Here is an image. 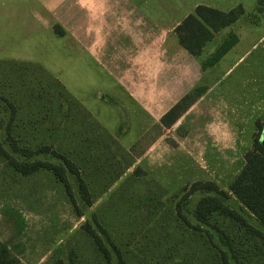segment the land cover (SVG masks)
Here are the masks:
<instances>
[{"label":"rangeland","instance_id":"1","mask_svg":"<svg viewBox=\"0 0 264 264\" xmlns=\"http://www.w3.org/2000/svg\"><path fill=\"white\" fill-rule=\"evenodd\" d=\"M30 1L0 0V45L13 44L0 49L2 60H28L30 40L41 37V32L29 29ZM51 1V10L63 17L62 4L57 6L61 0H48ZM252 4L253 1H246L244 18L238 24L239 43L218 66L216 75L222 76L225 68L235 63L226 81L243 74L242 81H252L244 91L250 94L257 88L264 99V39L259 41L264 35V12L259 14ZM33 24L34 28L40 25L35 20ZM77 26L71 24L67 30L55 24V35L67 34L76 39ZM219 37L214 43L219 42ZM48 59L65 69L64 74L60 68L54 73L64 81L66 89H47V96H54L56 103H38V111L25 102L39 93L35 87H22V83H30V74L23 77L20 72L7 71L0 75V118L4 121L1 139L11 156L21 162H61L52 154L36 151L29 156L11 150L6 125L16 115L23 128L15 129L14 138L30 140L26 144L34 150L44 143L53 145L76 161L90 187L93 203L82 202L78 180L68 174L79 214L64 184L52 171L24 175L0 154V238L21 258L22 264H106L85 232L88 223L110 250L112 264H118L119 254L126 264H225L224 252L231 264H240L233 257L231 245L238 250L242 264H264V244L256 234L251 235L245 227L239 228L238 223L219 213L208 223L195 218L194 210L205 193L197 192L183 203L186 220L177 214L176 207L184 196V188L197 181H215L230 192L233 178L243 167L244 151L252 146L251 128L255 121L247 122L244 142L239 145L235 136L209 135V130L199 126L194 130L186 124L168 128L159 120L146 119L143 105H124L99 92L98 88L111 80L105 81L103 74L102 77L95 73L92 62L79 69L67 58ZM95 97L96 107L91 104ZM73 101L80 104L83 112ZM105 101L108 105L101 103ZM256 114L261 117L264 112ZM74 117L77 122L71 120ZM29 119L37 122L31 126ZM74 131L73 136L69 135ZM227 204L264 232V227L235 196L231 195ZM219 231L224 232L225 239Z\"/></svg>","mask_w":264,"mask_h":264},{"label":"crops","instance_id":"2","mask_svg":"<svg viewBox=\"0 0 264 264\" xmlns=\"http://www.w3.org/2000/svg\"><path fill=\"white\" fill-rule=\"evenodd\" d=\"M246 1L61 0L57 3V6L62 4L63 11L60 14L64 16L61 17L51 10L53 1L31 0L29 29L36 30L37 34L41 32V37L30 40L28 60L18 62L0 59V75H5L7 71L20 72L23 77L30 74V83H22V87H35L39 93L31 95L25 102L38 111V103H56L54 96L42 94L44 89H66L64 81L54 73L60 68L64 74L65 69L61 64L51 63L48 58H53L54 61L66 58L73 60L79 69L86 66L87 62H92L95 73H100L102 77L104 75L105 81L106 78L111 80L110 84H102L98 88L99 92L114 97L124 105L132 102L143 105L146 119L159 120L162 126L168 128L186 124L191 130L196 126L209 130V135L235 136V142L239 145L244 142L242 136L247 122L264 119V115L256 116L258 111L264 112L261 91L257 88L250 91V94L244 91L252 81H242L243 74L226 81L227 74L235 67V63L226 67L222 76L216 75L218 66L235 46L214 65H204V61L231 32L241 35L238 24L244 16L237 23L220 31L200 56L191 54L181 45L175 29L198 5L229 10L239 4L244 7ZM250 1H253L254 9L258 0ZM34 20L40 23L38 28L33 27ZM75 23L79 25L76 39H70L67 34L55 35V24H61L70 30L69 25ZM218 36L219 42L216 44L214 42ZM263 39L264 35L259 41ZM9 45L13 44L0 45V49ZM1 54L3 52L0 50V56ZM3 81L4 79L1 80L2 83ZM255 86L259 85L255 83ZM187 96L189 98L182 113L173 123L166 125L163 122L164 116ZM94 101L91 104L96 107V97ZM105 102L101 103L107 104ZM76 104L79 111L83 112L80 104ZM57 108L60 109L59 106ZM89 114L86 113L90 116ZM100 116L102 119L108 118ZM71 120L76 121L77 118ZM93 122L95 125L96 122ZM253 127L251 129L254 134L256 124ZM74 133L75 131L69 135L73 136ZM250 148L251 146L244 153ZM22 263L20 260V264Z\"/></svg>","mask_w":264,"mask_h":264},{"label":"trees","instance_id":"3","mask_svg":"<svg viewBox=\"0 0 264 264\" xmlns=\"http://www.w3.org/2000/svg\"><path fill=\"white\" fill-rule=\"evenodd\" d=\"M257 11L259 13L264 12V0L257 1ZM245 15V9L243 5L239 4L236 7L229 10H220L207 5H198L194 11L188 14L183 21L176 27L175 32L179 37L181 45L186 48L191 54L200 56L206 45L211 42L214 37L223 29L232 26L237 23ZM239 41V36L231 32L217 47V49L204 61V65H214L225 56ZM59 88L60 87H55ZM58 89V90H59ZM45 91V92H44ZM51 91V89H50ZM47 89L43 90L46 94ZM189 96L183 99L180 103L175 105L163 118V122L168 125L175 121V118L179 116ZM12 105V104H11ZM13 106V105H12ZM62 108L63 103L58 105ZM14 111L17 109L13 107ZM13 111V112H14ZM49 121V120H48ZM52 123L56 122L51 120ZM50 121V122H51ZM3 120L0 118V154L3 155L8 163L18 172L24 175H31L41 170L52 171V173L64 184L66 191L71 198L73 204L77 207L79 213V207L76 203V198L71 189V182L69 175L76 176L78 180V191L80 198L85 205H91L93 203V196L90 191V187L85 179L82 177L79 165L76 161L69 159V156L64 155L54 148L53 145L42 144L39 149L34 150L30 148L26 142L30 140L15 139V129H22L16 120V115L9 119L6 125V139L10 143L11 150L15 152H23L31 156L36 151L38 153L52 154L54 157H60L61 162L59 164H53L46 161H25L21 162L11 156L10 152L4 147V142L1 139V133L3 129ZM24 122V121H23ZM33 119H29L27 123H36ZM36 128V127H34ZM24 141V145L20 146V143ZM27 156V155H26ZM245 164L237 176L230 184L228 192L221 188L215 181H197L184 188V196L177 204V214L186 220L183 213V203L188 200L190 196L197 192L205 193L198 201L194 210L195 218L201 223H208L210 218L215 213L224 215L231 220L238 223L239 228L245 227L249 230L250 234H256L260 238V242L264 244V232L254 226H252L238 211L231 208L227 204V200L231 195L235 196L237 200L242 204L243 208L250 212L254 219L264 227V119L257 120L256 129L253 134V142L251 148L244 155ZM81 214V213H79ZM85 232L91 236L98 250L103 254L106 264H112V257L110 250L104 244L100 235L92 227L91 224L84 226ZM221 236L225 239L224 232L219 231ZM226 240L227 236H226ZM229 241V240H228ZM233 257L235 260L242 264L239 253H237L236 247L230 246ZM223 260L225 264H231L224 252ZM0 264H20L19 256L10 249V247L0 238ZM118 264H126L123 257L119 254Z\"/></svg>","mask_w":264,"mask_h":264}]
</instances>
